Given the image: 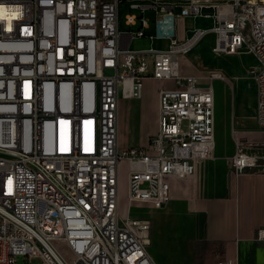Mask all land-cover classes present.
I'll return each mask as SVG.
<instances>
[{
    "label": "built area",
    "instance_id": "2783aa9c",
    "mask_svg": "<svg viewBox=\"0 0 264 264\" xmlns=\"http://www.w3.org/2000/svg\"><path fill=\"white\" fill-rule=\"evenodd\" d=\"M123 1L0 0V264H158L150 220L120 214L119 164H128V203L160 208L169 179L191 177L211 156V82L225 76L208 70L202 86L182 70L205 33L214 53L245 45L257 57L255 121L264 131V0H130L138 14L120 30ZM176 15L211 26L178 40ZM137 38L167 46L129 47ZM146 78L174 83L158 90V128L146 145L119 148V96L139 97ZM256 144L235 141V173L257 166L261 155L247 149Z\"/></svg>",
    "mask_w": 264,
    "mask_h": 264
},
{
    "label": "crops",
    "instance_id": "0c3cea01",
    "mask_svg": "<svg viewBox=\"0 0 264 264\" xmlns=\"http://www.w3.org/2000/svg\"><path fill=\"white\" fill-rule=\"evenodd\" d=\"M198 71L194 67L190 74L196 75ZM211 83L215 140L211 156L194 165L191 177L169 179V200L162 207L143 206L142 214L151 220L155 218L158 224L156 231L152 224L148 246L158 264H168L162 255L165 249L158 227L162 219H169L174 225V235L182 248L193 249L188 264H222L221 260L234 259L237 264H264V239H256V230L264 227V131L258 129L255 121L256 84L254 81L255 101L248 123L242 112L240 87L226 78L213 79ZM162 86L173 87L174 83L146 78L139 97L120 94L119 148L145 145L156 132L158 90ZM239 135L257 143L247 149L261 155L257 166L243 173H235L228 163L231 155L220 150L225 142L239 140ZM127 167L122 160L119 182L121 168L126 176Z\"/></svg>",
    "mask_w": 264,
    "mask_h": 264
},
{
    "label": "rangeland",
    "instance_id": "374dc122",
    "mask_svg": "<svg viewBox=\"0 0 264 264\" xmlns=\"http://www.w3.org/2000/svg\"><path fill=\"white\" fill-rule=\"evenodd\" d=\"M132 1L125 0L119 3L118 6V24L120 30H126L128 28L125 24V17L128 13L138 14V9H132L129 11V5ZM175 11L174 14H176ZM147 19L149 21L153 20L152 11H149L147 14ZM211 26V19L191 16H175V31L176 38L178 40L185 39L190 31L195 27H204L208 28ZM148 32H152V28ZM246 33V30H245ZM155 48H165L167 42L165 41H150L147 38H137L133 39L129 47L131 48H145L149 46ZM214 45V34L212 32L205 33L199 41L194 45V47L185 55V59L189 62L186 66L182 67L183 72L186 75L190 74L192 68H196L198 73L196 76L199 77L198 83L202 86L208 83V79L205 78L208 74V70H219L233 85H238L240 87V101L242 104V112L246 117L251 115L252 106L255 101V85L254 79L252 77V69H255L259 66V61L257 57L247 49L245 45L241 46L236 52L231 54L226 53H214L212 47ZM173 82V81H172ZM246 122H251V119L246 120ZM157 128H158V111H157ZM239 141H252L247 140L246 135L237 136ZM148 143V141H147ZM146 143V144H147ZM215 143V142H214ZM220 143L217 142V145ZM145 144V145H146ZM143 146V145H141ZM214 149H212L213 152ZM222 153H227L232 155L235 151L234 140L231 142H225V144L220 148ZM211 152V154H212ZM229 163V162H228ZM230 167V166H229ZM124 169L121 168V176L119 182V207L120 214L125 215L129 214L134 218H147L150 220V237L152 233V224L154 225L155 231L157 230V221L146 215L142 214L143 206L145 203H128L126 198V176L124 175ZM149 205V204H148ZM149 207H151L149 205ZM160 212V209H157V213ZM160 225V232L162 233V240L164 249L162 255L164 260L168 264H188L193 254V249L188 247L182 248L180 242L174 235V225L170 222L169 219H162ZM18 261L21 262V258L18 257ZM39 258L33 257L30 259L31 263H38ZM226 261L221 260L222 264H225Z\"/></svg>",
    "mask_w": 264,
    "mask_h": 264
},
{
    "label": "bare ground",
    "instance_id": "6f19581e",
    "mask_svg": "<svg viewBox=\"0 0 264 264\" xmlns=\"http://www.w3.org/2000/svg\"><path fill=\"white\" fill-rule=\"evenodd\" d=\"M255 22H262V14H255ZM213 147H214V144H213Z\"/></svg>",
    "mask_w": 264,
    "mask_h": 264
}]
</instances>
